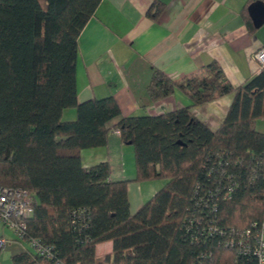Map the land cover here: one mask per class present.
Masks as SVG:
<instances>
[{"label": "trees", "instance_id": "obj_1", "mask_svg": "<svg viewBox=\"0 0 264 264\" xmlns=\"http://www.w3.org/2000/svg\"><path fill=\"white\" fill-rule=\"evenodd\" d=\"M101 1L0 0V186L35 199L16 240L36 239L54 254L27 248L12 264H198L209 249L213 264H224L218 259L232 250H216L213 235L193 242L185 227L196 216L236 229L264 220V132L255 127L264 118V66L238 86L216 61L180 81L154 68L152 101L175 89L191 101L156 115L122 116L112 95L79 102L78 37ZM163 7L154 1L146 15L155 20ZM228 94L217 129L193 114ZM67 109L73 119H63ZM113 130L133 149L132 180H111L107 161L82 165L81 150L106 146ZM158 178L167 181L131 213L128 183ZM108 241L111 252L96 256Z\"/></svg>", "mask_w": 264, "mask_h": 264}, {"label": "crops", "instance_id": "obj_2", "mask_svg": "<svg viewBox=\"0 0 264 264\" xmlns=\"http://www.w3.org/2000/svg\"><path fill=\"white\" fill-rule=\"evenodd\" d=\"M154 1L164 7L152 20L146 12ZM250 3L251 0H102L78 37V101L112 95L122 116L156 115L187 106L191 101L179 89L156 101L149 98L146 87L153 69L180 81L211 61L219 64L233 86L242 84L259 71L261 65L254 54L264 47V23L259 28L252 24L254 30L250 31L243 19L245 14L249 17ZM231 101V94L224 95L193 107L192 112L215 130ZM74 116L73 109L63 113V119ZM255 127L264 132V118ZM127 145L113 130L106 146L81 150L82 165L107 161L111 180H132L133 149ZM163 183L129 182L130 212L149 200ZM111 250L112 243L103 242L96 245L95 254L103 257Z\"/></svg>", "mask_w": 264, "mask_h": 264}, {"label": "built area", "instance_id": "obj_3", "mask_svg": "<svg viewBox=\"0 0 264 264\" xmlns=\"http://www.w3.org/2000/svg\"><path fill=\"white\" fill-rule=\"evenodd\" d=\"M254 57L264 66V47L258 50ZM119 135V130H114ZM34 196L27 189L0 186V222L15 234L17 239L25 238L26 220L33 213ZM189 238L198 244L205 243L203 237L217 238L214 248H225L233 251V256H226L218 261L224 264H264V220H253L242 229L222 227L215 224L214 219L196 216L188 220L185 227ZM215 236V237H214ZM201 238V240H200ZM201 241V243H200ZM40 255L50 259L54 257L51 248L36 239L26 241ZM6 244V239L0 237V249ZM232 255V254H231ZM198 264H213L215 256L212 249L200 252ZM224 262V260H227ZM56 264H63L56 262Z\"/></svg>", "mask_w": 264, "mask_h": 264}, {"label": "rangeland", "instance_id": "obj_4", "mask_svg": "<svg viewBox=\"0 0 264 264\" xmlns=\"http://www.w3.org/2000/svg\"><path fill=\"white\" fill-rule=\"evenodd\" d=\"M127 147H131V145L128 144ZM157 180L158 181L162 180L164 182L163 184H165V182L167 181L166 179H162V178H158ZM0 237L6 239L5 246L0 249V264H12V259H11L12 255L19 253L27 248H31L27 242L25 241L20 242L16 240L17 238L15 237L13 231L3 226L1 222H0Z\"/></svg>", "mask_w": 264, "mask_h": 264}, {"label": "water", "instance_id": "obj_5", "mask_svg": "<svg viewBox=\"0 0 264 264\" xmlns=\"http://www.w3.org/2000/svg\"><path fill=\"white\" fill-rule=\"evenodd\" d=\"M248 15L255 28H259L264 23V0H255L247 7Z\"/></svg>", "mask_w": 264, "mask_h": 264}]
</instances>
